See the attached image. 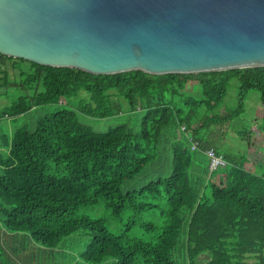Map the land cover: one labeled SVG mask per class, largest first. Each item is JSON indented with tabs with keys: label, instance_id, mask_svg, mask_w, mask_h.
Instances as JSON below:
<instances>
[{
	"label": "trees",
	"instance_id": "trees-1",
	"mask_svg": "<svg viewBox=\"0 0 264 264\" xmlns=\"http://www.w3.org/2000/svg\"><path fill=\"white\" fill-rule=\"evenodd\" d=\"M8 62L19 71L23 91L0 120H33L12 137L0 135V148L8 152L0 154L2 264H19L14 258L31 264L35 257L8 244V236L24 242L29 235L45 252L83 230L93 238L82 259L92 264L110 259L115 264H178L182 247L186 264H264V172L250 171L247 156L227 151L228 144L213 134L215 128L243 120L249 93H258L264 108V67L96 76L0 54L2 86L10 83L4 69ZM234 80L239 82L238 106L219 114ZM123 115L130 122L135 116L134 125L121 122L102 131L83 120ZM236 127L235 134L251 142L249 128ZM190 137L200 141L195 157ZM170 144L168 171L125 191L124 183L156 165ZM209 149L227 162L212 177L202 163ZM101 205L114 217H129L122 233L80 215ZM145 214L153 217L138 225ZM134 228L141 234L134 235Z\"/></svg>",
	"mask_w": 264,
	"mask_h": 264
},
{
	"label": "water",
	"instance_id": "water-1",
	"mask_svg": "<svg viewBox=\"0 0 264 264\" xmlns=\"http://www.w3.org/2000/svg\"><path fill=\"white\" fill-rule=\"evenodd\" d=\"M0 54L96 76L261 68L264 0H0Z\"/></svg>",
	"mask_w": 264,
	"mask_h": 264
},
{
	"label": "rangeland",
	"instance_id": "rangeland-1",
	"mask_svg": "<svg viewBox=\"0 0 264 264\" xmlns=\"http://www.w3.org/2000/svg\"><path fill=\"white\" fill-rule=\"evenodd\" d=\"M27 65V64H26ZM8 74H9V79L10 83L7 86H2L1 81H0V114L1 112L8 106H11L17 99L18 97L22 94V88L19 89L20 83L17 81V75H18V70H15L12 66L11 62H8V65L6 68H4ZM2 77V75H1ZM194 86V87H193ZM239 82L238 80H234L231 84V88L229 90V93L227 97L224 100V103L220 110L218 111L219 114H226L230 111H233L236 109L238 106V95H239ZM191 90H195V85H192ZM250 95H256L258 97L259 94L256 92H251L249 93ZM248 94V95H249ZM247 106H248V96H247V101H246V114L243 117L242 121H238L234 123L232 126H226V128H215L213 131V134L217 135L216 137H220L223 139H219L222 142H225L226 150L230 151L231 153H238V155H246L247 151L250 146V151L248 153V157L250 158L249 164V170L250 171H255L254 167L257 166L258 164L264 165V124H263V115H264V110L260 111L259 117H253L249 116L247 113ZM35 119L38 117V115H34ZM258 116V115H257ZM29 117V118H28ZM28 117H17L16 119H10V117H6L3 120H0V135L5 134L7 136L12 137L14 133L24 127V126H30L33 118L30 116ZM134 118L135 116H132V120L130 122L129 116L123 115L119 116L114 119L110 120H104V121H93L87 118H83L85 122H88L92 125L97 130H102L106 131L110 127H116L121 124V122H127L131 124L132 126L134 125ZM242 122V123H241ZM241 125L249 128V136L251 138V142H248L247 140H243L240 137H238L235 134V129H237L236 126H238V129H240ZM224 134V136H222ZM253 134V135H251ZM178 136L179 134L173 133L172 136ZM214 135V136H215ZM176 140L177 137L175 138ZM171 144L167 147V150L163 153L162 159L155 165H151L146 170L138 177H136L133 180H128L124 183L123 189L125 191H133V190H138L148 183L154 181L157 177L162 176V172L164 173L165 171H168L169 169V149L171 148ZM233 152H232V151ZM193 152V151H192ZM196 152L192 153V157H195ZM0 154L2 155H7L8 152L4 148H0ZM247 156V155H246ZM249 160V159H248ZM203 164L207 163L208 168L210 161L209 159L206 158L205 162L202 161ZM221 170V169H220ZM218 172V171H215ZM209 177H212L213 173H211L210 168H209ZM223 179V176L222 178ZM82 216H86L90 219L93 220H102L106 223L108 226L109 230L118 235L122 233L127 225L129 224L130 220L127 215H124L120 218L114 217L112 213L106 209L104 206H97V207H89L85 208L82 210L80 213ZM153 216L150 214H145L143 218H139L137 220L138 225L142 221H148L150 218ZM134 235H140L141 232L139 231L138 228H134ZM28 237V240H25L22 243V249L24 248L23 251L26 252V254H32L34 260L32 261L31 264H92L84 261L82 259V255L85 253L88 244L92 240V235L88 231H78L77 233L71 235L70 237L66 238L63 240L61 245L57 249L53 250H45V252L40 251L37 247L35 246L36 244L31 240L29 235H26ZM145 238H148L146 235L144 236ZM183 247L176 253V260L178 264H186L185 263V258L183 254ZM42 250V249H41ZM19 264H24L17 260V258H14ZM102 264H115L114 260H106Z\"/></svg>",
	"mask_w": 264,
	"mask_h": 264
},
{
	"label": "crops",
	"instance_id": "crops-1",
	"mask_svg": "<svg viewBox=\"0 0 264 264\" xmlns=\"http://www.w3.org/2000/svg\"><path fill=\"white\" fill-rule=\"evenodd\" d=\"M262 110H264V108L262 106L260 97H258L256 95H250L249 94L248 95V106H247V112L248 113L247 114L250 117L251 116L253 117V115H254V118L259 117V115L261 114L260 111H262ZM249 151H250V146H249V149H248L247 154H246L247 158L250 160V158L248 157ZM247 166H249V164ZM254 169H255V171H253V172L262 173V172H264V165L258 164L257 166L254 167ZM7 239H8V244L15 246V247H19L20 249L22 248V242L23 241H22L20 236H17V237L8 236Z\"/></svg>",
	"mask_w": 264,
	"mask_h": 264
},
{
	"label": "built area",
	"instance_id": "built-area-1",
	"mask_svg": "<svg viewBox=\"0 0 264 264\" xmlns=\"http://www.w3.org/2000/svg\"><path fill=\"white\" fill-rule=\"evenodd\" d=\"M182 130L185 131L186 127L183 126ZM191 146V150L193 152L199 151L200 150V141L194 138H188ZM205 155L208 157L210 164L209 168L211 172L218 171L221 168H226L227 167V162L223 159V157H219L216 154V151L214 149H209L205 151Z\"/></svg>",
	"mask_w": 264,
	"mask_h": 264
}]
</instances>
